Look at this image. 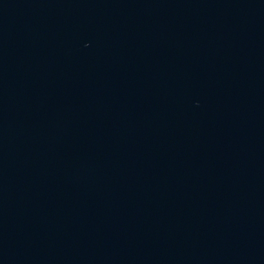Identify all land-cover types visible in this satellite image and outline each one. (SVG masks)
I'll return each mask as SVG.
<instances>
[{
    "label": "water",
    "instance_id": "95a60500",
    "mask_svg": "<svg viewBox=\"0 0 264 264\" xmlns=\"http://www.w3.org/2000/svg\"><path fill=\"white\" fill-rule=\"evenodd\" d=\"M0 264H264V0H0Z\"/></svg>",
    "mask_w": 264,
    "mask_h": 264
}]
</instances>
